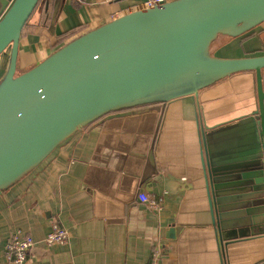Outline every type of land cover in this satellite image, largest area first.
<instances>
[{"label": "water", "instance_id": "obj_1", "mask_svg": "<svg viewBox=\"0 0 264 264\" xmlns=\"http://www.w3.org/2000/svg\"><path fill=\"white\" fill-rule=\"evenodd\" d=\"M40 1L0 0V59L10 53L0 80V193L86 125L147 135L132 166L98 151L91 161L109 169L113 185L137 191L160 173L154 149L164 111L185 93L199 107L218 237L228 244L264 235V55L211 51L220 35L263 25L264 0H170L125 12L18 73L22 33ZM224 84L233 95L205 102Z\"/></svg>", "mask_w": 264, "mask_h": 264}, {"label": "crops", "instance_id": "obj_2", "mask_svg": "<svg viewBox=\"0 0 264 264\" xmlns=\"http://www.w3.org/2000/svg\"><path fill=\"white\" fill-rule=\"evenodd\" d=\"M141 0H48L35 22L25 27L19 49L23 73L77 36L134 10ZM264 24L239 37L220 35L213 55H264ZM212 102L234 94L224 84ZM197 100L175 93L167 102L155 144L159 175L137 191L113 185L109 169L91 161L109 153L114 164L132 166L134 146L147 135L105 132L83 126L24 178L0 193V264L13 232L34 238L26 264H148L162 247V264H264V235L231 241L212 224L206 182L205 149ZM218 107L216 111H222ZM109 159L108 155L99 160ZM109 159V160H110ZM91 164V165H90ZM147 192L165 195L155 212L139 200ZM54 223L68 231L66 244H48Z\"/></svg>", "mask_w": 264, "mask_h": 264}, {"label": "built area", "instance_id": "obj_3", "mask_svg": "<svg viewBox=\"0 0 264 264\" xmlns=\"http://www.w3.org/2000/svg\"><path fill=\"white\" fill-rule=\"evenodd\" d=\"M103 2L105 0H98ZM170 0H141L135 7L137 9H151L156 5L163 4ZM139 200L145 203L148 208L155 212L163 210L165 195L151 194L143 192L139 194ZM69 238L68 231L59 223H54L49 233L45 236V241L48 244H66ZM33 237L24 234L21 229H17L11 235L4 250V255L9 264H26L29 250L35 245ZM163 249L157 247L153 249L148 264H162L163 263Z\"/></svg>", "mask_w": 264, "mask_h": 264}, {"label": "rangeland", "instance_id": "obj_4", "mask_svg": "<svg viewBox=\"0 0 264 264\" xmlns=\"http://www.w3.org/2000/svg\"><path fill=\"white\" fill-rule=\"evenodd\" d=\"M38 13V12H37ZM37 13L31 17L29 20L30 22H35L37 19ZM29 23V22H28ZM9 64V53H6L1 59H0V80L4 77L7 68Z\"/></svg>", "mask_w": 264, "mask_h": 264}, {"label": "trees", "instance_id": "obj_5", "mask_svg": "<svg viewBox=\"0 0 264 264\" xmlns=\"http://www.w3.org/2000/svg\"><path fill=\"white\" fill-rule=\"evenodd\" d=\"M48 4V0H41L40 1V3H39V5L37 6V8H36V10H35V12H34V14H36L37 12V16H39V13H41V12H43V8H44V6L45 5H47ZM33 14V15H34ZM33 17V16H32ZM30 22V21H29ZM29 24V23H28ZM27 24V25H28ZM73 40V39H72ZM71 41V40H70ZM69 41V42H70ZM7 53H9V52H7ZM9 56H10V53H9Z\"/></svg>", "mask_w": 264, "mask_h": 264}]
</instances>
